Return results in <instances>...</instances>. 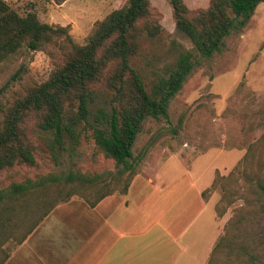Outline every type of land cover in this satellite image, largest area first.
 Returning a JSON list of instances; mask_svg holds the SVG:
<instances>
[{"label": "rangeland", "instance_id": "rangeland-1", "mask_svg": "<svg viewBox=\"0 0 264 264\" xmlns=\"http://www.w3.org/2000/svg\"><path fill=\"white\" fill-rule=\"evenodd\" d=\"M6 1L22 15L32 10L42 22L67 26L80 45L88 42L98 22L129 3L73 0L61 9L66 0ZM149 1L151 15L137 28L138 50L131 64L151 92L182 49L197 50L177 28L169 0ZM184 2L191 12L211 4V0ZM61 16L70 23L59 24ZM68 54L66 39L55 35L38 50L23 47L0 61V88L7 85L0 96V128L8 109L29 89L47 81ZM112 67L110 63L105 78L95 87L91 120L100 110L112 112V91L106 79ZM39 122L40 116L32 113L22 124L33 145L35 164L0 170V189L5 192L12 184L28 183L37 194L49 198L34 213L33 200L19 197L0 203V248L4 251L14 243L7 237L24 234L31 221L53 204L83 200L92 205L105 196L122 195L137 174L152 177L159 170L169 175L191 170L201 185L215 170L205 196L215 201L225 226L210 264H264V195L255 193L256 182L264 178V1L244 29L227 38L222 52L201 59L171 101L169 119L145 122L133 147V171L120 175L121 166L99 149L90 131L78 144L65 136L60 149L53 132L43 130ZM78 174L102 177L90 183L67 178ZM18 215L26 217L16 219Z\"/></svg>", "mask_w": 264, "mask_h": 264}, {"label": "trees", "instance_id": "trees-1", "mask_svg": "<svg viewBox=\"0 0 264 264\" xmlns=\"http://www.w3.org/2000/svg\"><path fill=\"white\" fill-rule=\"evenodd\" d=\"M263 1L211 0L207 9L191 12L184 0H169L177 28L189 36L197 52L182 49L176 62L158 77L149 92L131 64L138 50L137 28L151 15L149 0H129L127 5L112 11L95 25L84 45L74 41L67 26L42 22L32 10L22 15L6 0H0V61L23 47L38 50L55 35L66 39L69 50L65 63L47 81L29 89L6 112L0 128V170L21 163L35 164L33 145L22 128L33 113L40 116L39 125L43 130L53 132L60 149L65 136L78 144L90 131L99 149L121 166L120 175L133 171L136 160L133 147L145 122L169 119L171 101L201 59L222 52L227 38L244 29ZM110 63H113L112 72L106 79L112 91V112L100 110L91 120L90 103L95 87L105 78L104 72ZM6 86L0 88V96ZM101 177L78 174L67 178L90 183ZM129 186L130 183L124 194ZM35 189L28 183L12 184L5 192L0 189V203L30 198L34 213L49 198L48 194H37ZM255 193L264 195V178L256 182Z\"/></svg>", "mask_w": 264, "mask_h": 264}, {"label": "crops", "instance_id": "crops-1", "mask_svg": "<svg viewBox=\"0 0 264 264\" xmlns=\"http://www.w3.org/2000/svg\"><path fill=\"white\" fill-rule=\"evenodd\" d=\"M60 18L59 24L70 23ZM214 176L215 170L200 185L191 170H159L152 177L137 174L125 194L94 206L54 204L24 234L7 237L14 243L0 248V264H209L225 226L204 194Z\"/></svg>", "mask_w": 264, "mask_h": 264}]
</instances>
